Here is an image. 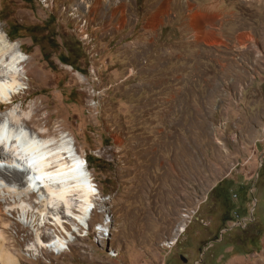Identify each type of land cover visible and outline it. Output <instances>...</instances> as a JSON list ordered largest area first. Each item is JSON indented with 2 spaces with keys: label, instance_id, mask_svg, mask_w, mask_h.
<instances>
[{
  "label": "rangeland",
  "instance_id": "rangeland-1",
  "mask_svg": "<svg viewBox=\"0 0 264 264\" xmlns=\"http://www.w3.org/2000/svg\"><path fill=\"white\" fill-rule=\"evenodd\" d=\"M105 1L0 0V31L23 55L0 114L64 135L98 190L85 230L41 227L35 195L0 187L21 264H164L218 183L263 180L264 0H126L110 24ZM50 231L67 242L58 255ZM216 264H264V232Z\"/></svg>",
  "mask_w": 264,
  "mask_h": 264
},
{
  "label": "bare ground",
  "instance_id": "bare-ground-1",
  "mask_svg": "<svg viewBox=\"0 0 264 264\" xmlns=\"http://www.w3.org/2000/svg\"><path fill=\"white\" fill-rule=\"evenodd\" d=\"M77 1L84 4L86 0ZM91 1L86 3L89 12L100 10L101 0ZM107 1L112 15L104 21L110 24L116 20L117 12L125 11L126 0H117V5L113 7L110 5L112 0ZM120 20L122 25L129 22L123 17ZM6 55L8 57L4 73L7 76L0 78V104L8 106L12 103L13 95L21 87L17 80V66L22 61L23 55L15 49L14 43L7 39L5 33L0 31L2 62ZM43 137L44 135L33 132L14 113L11 117L0 114V163L4 160L10 163L5 170L0 169V187L2 189L4 186L8 192L18 187V189L22 188L21 193L30 197L35 195V203L43 208L40 215H45V225L42 223L41 227L51 224L63 228L65 223L63 218H67L68 221H74L76 225L87 230L89 229L87 220L94 209L93 200L98 190L91 176L86 172V161L64 135H59L57 138ZM1 204L2 201H0V264H21V258L13 256L16 249H13L15 237L10 232L12 226L6 218H11L8 212L11 214L14 206L8 205L3 210ZM49 219L52 222H49ZM40 236H42L40 233H36L39 248L44 244ZM45 236L49 239L44 245L45 248L57 255L64 251L67 242L63 238L54 236L51 231L45 232Z\"/></svg>",
  "mask_w": 264,
  "mask_h": 264
},
{
  "label": "flooded vegetation",
  "instance_id": "flooded-vegetation-1",
  "mask_svg": "<svg viewBox=\"0 0 264 264\" xmlns=\"http://www.w3.org/2000/svg\"><path fill=\"white\" fill-rule=\"evenodd\" d=\"M263 187L258 180L218 183L188 226L170 242L172 250L164 264H216L232 254H252L264 232Z\"/></svg>",
  "mask_w": 264,
  "mask_h": 264
},
{
  "label": "trees",
  "instance_id": "trees-1",
  "mask_svg": "<svg viewBox=\"0 0 264 264\" xmlns=\"http://www.w3.org/2000/svg\"><path fill=\"white\" fill-rule=\"evenodd\" d=\"M17 28L15 27L14 30H16ZM13 30V31H14ZM60 61L62 64L64 65H70L72 66V63L70 62V60H65V58L63 57H60ZM89 164H91V160L90 158L88 157L87 160H86ZM259 178L263 179L261 182H264V161H263V164L260 168V172H259Z\"/></svg>",
  "mask_w": 264,
  "mask_h": 264
}]
</instances>
